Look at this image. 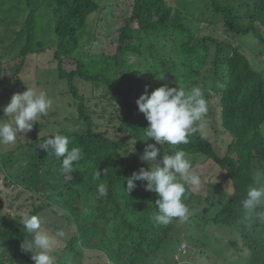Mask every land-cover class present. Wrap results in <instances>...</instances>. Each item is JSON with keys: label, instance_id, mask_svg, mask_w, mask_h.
<instances>
[{"label": "trees", "instance_id": "1", "mask_svg": "<svg viewBox=\"0 0 264 264\" xmlns=\"http://www.w3.org/2000/svg\"><path fill=\"white\" fill-rule=\"evenodd\" d=\"M50 1L56 24L54 49L60 76L69 81L72 95L80 100L79 119L88 124L91 132L70 135L73 142L70 147H82L84 159L74 167L68 181L60 182L65 187L55 196L52 192L45 197L39 188L44 176L42 163L45 164L49 156L43 149L35 151V148L44 139L21 146L18 150H25L16 159L0 156L3 164H0V264H34L32 254L21 249L26 233L10 220L11 214L5 210V190L11 185L44 197L32 209L33 215L41 216L48 210L57 214V207L64 208L68 220L73 217L76 221L85 248L103 252V255L89 252L84 256L92 258L94 264H108L107 258L114 264H155L152 257L164 249L166 242H172L175 247L181 243L182 235L168 240L178 220L167 226L152 221L158 197L145 190V181H135L136 187L129 194L125 190V179L141 167L149 166L141 160L146 143H155L152 139L140 140L143 129L149 124L136 100L145 92V86L150 94L164 84L185 89L209 87L212 91L204 89L203 92L211 112L213 92L217 91L222 128L230 139L228 152L220 156L207 135L216 126L207 113L203 124L207 126L206 131L200 130L198 124L189 143L163 145L165 152L184 150L196 171L207 163L211 173L219 166L218 170L225 172L232 183L234 194L226 203L222 201L225 195L220 185L214 192L203 183L198 190L191 186L194 196L188 193L185 199L190 209L187 221L193 223L190 240L192 231L199 223H204L203 220L244 226L245 230L251 224L259 226L264 264V222L245 220L240 204L254 182V173L264 169V0H240L248 7L225 3L230 0H211L213 15L223 22L229 34L235 38L252 35L262 44L257 60L246 55V46L240 41L239 46H235L214 37H197L181 20V12L188 11L187 7L181 11L168 0H133V17L116 36L108 38L111 42L108 48L114 52L110 54L107 49H101L100 39L97 41L87 26L89 16L100 11L95 0ZM43 2L18 0L14 7L22 11L25 3L28 9L16 33L17 41L24 44L19 53L20 63L28 56L46 52L45 46L36 40L40 30L36 17ZM248 9H251L252 20L242 25L239 18H243ZM11 10L13 8L8 12ZM11 20L7 21L10 25ZM10 40V36L6 37V41ZM11 62L6 57L0 58V94L9 81L6 67ZM138 62L151 66L132 69ZM16 71L10 81L20 84ZM92 103L95 107L89 108ZM100 124L105 126L103 132L93 130ZM135 142L136 152L128 154ZM99 170L101 179H94ZM201 178L205 179V175ZM101 182L108 185L109 193L97 199V185ZM49 188L54 190L53 181ZM140 223L142 226L138 229ZM77 241L73 240L69 249L82 257L84 253L78 250Z\"/></svg>", "mask_w": 264, "mask_h": 264}, {"label": "clouds", "instance_id": "2", "mask_svg": "<svg viewBox=\"0 0 264 264\" xmlns=\"http://www.w3.org/2000/svg\"><path fill=\"white\" fill-rule=\"evenodd\" d=\"M206 3L207 5L202 8L201 15H203V11L205 14L206 7L209 12H212V14H214L213 7L211 5L213 1L206 0ZM225 3L235 5L236 7H248V4H241L240 0H230L228 2L225 1ZM253 4H255V1H253ZM42 10L43 6L41 11L39 12H42ZM190 10L191 9H188L187 12H190ZM250 10L251 9L244 11L243 18H239L240 24L244 25L252 20L250 16ZM99 12V14L93 15H96V17L99 18L102 12H104L102 7H100ZM128 12L130 13V16L125 19V23L121 26L120 31L133 17V0H131ZM183 12H181V16ZM91 16L92 14L89 17ZM212 17L214 26H217L219 23L223 24V22L217 20V17L215 15H213ZM181 20L184 25L192 30L190 24L185 23L182 17ZM94 21V19L91 21V28L94 27ZM87 23L89 22L87 21ZM223 27L227 32L228 30L225 28L224 24ZM193 32L197 37H207L199 36L196 30H194ZM229 35L232 40L238 39V41H240L245 46L248 44L247 38L253 37L252 35H250L244 36L242 38H235L231 34ZM219 40L232 44L229 40ZM260 46L262 49L261 43ZM152 49L153 46L152 48H150V51ZM42 56L43 55H37L36 57ZM55 56L56 51L54 53V61L53 59L51 61L57 67L59 72V66L56 62ZM18 62L19 61H17V63ZM30 63H33V61L27 62V64ZM15 71L19 76L21 71L19 66L17 67V69H15ZM59 78L62 81H67L69 83L68 80H64L61 78L60 72ZM10 82L15 84L13 86L14 89L8 91L7 96H11V100L3 109L4 116L0 118V145L6 146L15 145L19 137L31 131L35 123H40L41 117L46 118L53 105V99L48 95L46 91L26 87L25 91H23L22 93H18L19 87L23 90L24 88L21 87L20 84H17L15 80L7 82L6 87ZM69 89L70 92L67 93V96L72 95L70 83ZM204 89L211 90L209 89V87L206 88L204 86H193L190 89H185L180 85L179 88H176L169 87L167 84H164L160 87H157L149 94L148 86H145V92L141 94L136 100L139 111L144 114L149 124L146 129H143V137L140 140L147 142L148 139H152L155 141V143H146L144 154L141 156V160L148 162L149 166L147 168L141 167L138 172H133L131 177L126 178L125 183L127 185V188L125 190L129 194L136 187V184L134 183L135 181H145V190L154 192L158 197L155 200L156 207H154L151 215L152 221L159 225L167 226L173 223L174 220H178V223L176 227H174V230L170 233V237L168 240L171 239V236L174 237L175 235L179 237L182 235L183 237V239L180 237L181 243H179L176 247L172 242H166V245L162 250L163 252L160 251L155 257H152V261H154L155 264H165V262L162 260V257H164V259L170 264H182L184 261L189 262V264H204L203 261H205V257L214 260L221 259L224 261L228 259V257L225 255V253L228 252V249H223L222 252L216 251V246L214 245L212 238L209 237L205 232V227L213 224L214 221L203 220L204 223H199L200 226L195 227V230L192 231L193 234L192 240H190V245L186 243L187 234H190L193 223L187 221L190 215V209L188 207L189 203H185V199L188 193H191V197L194 196L192 187L198 190L201 187L202 183L205 187L207 186V188L209 190H212L213 192L214 189L218 185H220L225 195L222 201L224 203L228 202L232 197V194L234 193L232 183L230 182L229 178H227V174L223 171H219L218 169H220V167L218 166V169L214 167L212 173L207 171V173L205 174V179L202 180L201 175L203 174L200 172V170L196 171L194 169L190 158L184 150L178 149L172 152H165L163 150V145L166 144L175 146L179 144L189 143V137L193 132L197 130L196 126L198 124L200 130L206 131L207 126H203V124L204 117H206L207 113L209 118L213 119V117H217V123L220 132V127L222 128V114H220L219 112V102L218 98H216L218 93L217 91L213 92L214 99L211 102L213 104L211 112L208 111V102L204 96ZM4 90L2 91V93L4 92ZM58 95L63 97V94ZM72 98L74 99L73 108L77 110L78 114L77 118L72 116L70 121L72 122L74 120L75 131L70 134H62L59 132L50 134L46 139H44L41 144H39V147L47 153V156H53L60 161V170L65 175H71V173H73L74 167L84 159V152L82 147H70V145L73 143L70 135H81L82 133L89 134L91 132L88 124L85 121L79 119L80 114L78 110V104L80 103V100L73 95ZM78 124L83 128H78ZM85 125L87 126V128H84ZM101 125L102 124L98 125V127H93V130L103 132L105 126L101 127ZM50 136L51 138H49ZM209 139H211V137H209ZM136 142L133 145V150L129 151L128 154H134L136 152ZM157 145H159L160 147H157ZM22 151L24 150H18L16 151V153L20 154ZM218 154L220 153L218 152ZM220 156L223 157L225 155L220 154ZM45 167V164L42 163V168L45 169ZM106 171L107 168L103 169V175L106 174ZM6 172L8 171L6 170ZM101 174V170L97 171L95 173L94 179L100 180ZM52 175L54 174L52 173ZM68 180L69 176L66 181ZM1 182L3 183V179H1ZM120 182L122 181H118V183ZM211 184H214V186L209 188ZM63 187L65 186H62V189ZM188 187H190L191 192L187 193ZM14 188L18 189L14 185H11L7 190H12ZM42 193V195L45 197L47 196V194H50L48 192L46 193V191L44 190ZM60 193L62 192H57V194ZM108 193L109 187L106 183L101 182L97 185V199L107 197ZM57 194L53 192L52 196H55ZM43 198L44 197L37 198L33 195V200L35 202L33 203L32 207L34 208V206L39 202V199L43 200ZM17 200H19V196H15L12 199V202L15 203ZM240 204L245 212V220L251 221L252 219H254V223H256L257 220L261 219L260 221L264 222V169H259L254 173V182L248 187L246 196L240 201ZM32 209L28 210L24 215H21L20 211L18 212V214H14L10 211L9 212L11 214L10 218L14 217L15 220H17L16 224L20 227L23 233H26L24 239L21 242V249L24 252L32 254L31 259L34 264H94L92 258L84 256H87L89 252L103 255L102 251L86 249L87 247L80 241V238L82 236H80L78 233V225L74 218L72 217L71 221H69L66 217V210L64 208L57 207V214H60L63 211V214L61 215L67 220V225L69 226L75 224L77 229V232H75L72 235L71 239L67 241V246L63 251V256H60L59 251L56 250L57 241L52 235L46 232L45 229H42L44 218L41 217L44 213L41 216L33 215ZM216 225L223 227H236L237 232H239L240 227L238 225ZM49 226L54 231L49 232L53 233L57 237H59L64 231V227L59 223H53ZM141 226L142 223L138 225V229H140ZM251 227L254 241L259 246L260 255L256 253V251H258L257 248V250L252 253L250 262H260L262 261L261 255L263 254V249L261 247L263 244L261 242L262 231H258L259 226H253L251 224L249 225V229L245 230V232L251 230ZM243 235L244 238L248 241L252 240V236H245V234ZM75 239H78V250L84 253L82 257L80 255H75V253L70 251L69 249L74 243L73 240ZM198 245L199 254L201 256L194 259L193 262L188 261V258L193 251L192 247ZM232 245L238 247V242L234 241L232 242ZM209 251H212V253L209 254ZM244 253L246 252L244 251ZM170 256H172L173 258ZM78 260L81 261L79 262ZM148 260L150 259L148 258ZM175 261H177L178 263H176ZM107 262H110L108 258Z\"/></svg>", "mask_w": 264, "mask_h": 264}, {"label": "rangeland", "instance_id": "3", "mask_svg": "<svg viewBox=\"0 0 264 264\" xmlns=\"http://www.w3.org/2000/svg\"><path fill=\"white\" fill-rule=\"evenodd\" d=\"M17 1L18 0H0V58L6 57L7 61L9 62L20 60L19 53L22 49V46L24 45L17 41L16 33L21 29V25H23L28 9H25L26 5L23 3V10L20 11L21 8H19L17 11V9L14 8L17 5ZM42 1H44V6L42 12H39L40 14L37 16L40 30L38 31V34H36V40L38 43H41L43 46H45L44 51L46 52L42 57L30 58L31 56H28L26 61L22 63L11 62L9 66L6 67V73L9 74L10 81L12 73L19 66L21 71L17 77V81L20 83V86L24 88V90L19 87L18 93L25 91L26 87L44 90L53 99V105L46 118L41 117L40 123H35L31 131L19 137L15 145H0V156H13L16 159L20 155L16 153V151L23 145L33 143L39 139H46L50 134L53 133L59 132L62 134H70L75 131L74 120L72 122L70 121L72 116L77 118L78 114L77 110L73 108L74 99L72 98V95L67 96V93L70 92L69 83L67 81H62L59 78L58 69L51 61L52 59L54 61V46L57 40L55 34L56 24L54 23L52 2L50 0ZM95 2L99 7H102L104 12H102L99 18L92 14V16L89 17L90 19H88L89 23H87V26L91 28V21L93 19L95 20L94 27H92L90 30L96 35L97 41L100 39L101 49H107V53L114 54L113 50L108 48V44L111 43L108 38L111 39L112 37L116 36L118 31H120L121 26L125 23V19L130 16L128 11L131 0H95ZM168 3L175 8H179L181 11H183L186 7L187 9H191L190 12H183L181 17L185 23L190 24V27L193 31L196 30L199 36L216 37L221 40H229L233 45L239 46L238 39L232 40L230 35L224 29L223 24L219 23L217 26L213 25V14L207 10V7L205 8V14L203 11V15H201L202 8L207 5L206 0H168ZM9 8H13V10L8 12ZM99 13L100 12L94 14ZM8 20H11V25L7 22ZM13 22L15 25L12 24ZM6 30H8V33L5 34L4 32ZM9 36L11 40L6 41V37ZM247 41L248 44L245 48L246 55L251 59L256 57L257 60V55L262 53L260 51L262 49L259 41L254 37L247 38ZM30 60H32L33 63L27 64V62H30ZM145 66L148 67L151 66V64L148 63L146 65L145 62L142 64L138 62L137 65L132 69L138 70ZM14 85V83H8L4 92L0 95V118L4 116L3 109L11 100V96H7L8 91L14 89ZM58 94H63V97L59 96ZM94 107L95 103L89 105V108ZM99 110H101V107L98 108V111ZM212 121H214L216 126L209 130L207 135L211 137L217 152H219L221 155H225L228 152V143L230 142V139H227V135L221 127L219 132L216 116L213 117ZM78 128L83 127L79 125ZM84 128H87V126L85 125ZM49 138H51V136ZM225 140H227V142H224ZM38 150H41V148L36 146L35 151ZM0 164L3 166L2 160H0ZM45 166V169H43L44 176L42 178V182L39 185L40 190H44L46 193H57L61 191L63 183L60 182L63 179L66 181L69 175H65L61 172L60 161L53 156H49L47 158ZM199 170L203 175H205L209 170V164L207 163L202 167H199ZM52 173L54 175H52ZM52 181L54 190H50L49 188L52 186ZM213 186L214 184H211L209 188ZM5 191L4 206L7 208H5L6 211L13 212L14 214H18L20 211V214L24 215L28 210L33 208L32 205L35 201L33 200V194L31 192H26L23 189L15 188ZM188 192H190V187H188L187 193ZM15 196H19V200L14 203L12 202V199ZM34 196L40 198L38 195ZM61 214H63V211L60 214H56L53 211L48 210L42 215L41 218H44L42 229H45L46 232L54 237V239L57 241L56 250L59 251L60 256H63V251L67 246V241L71 239L75 232H77V229L75 224L68 226L66 223L67 220L63 218ZM10 220L13 223H17V220H15L14 217H11ZM53 223H59L64 227V231L60 236L58 235L59 237L49 232H54L49 226ZM205 232L209 237L212 238L213 243L216 246V251L222 252L223 249H228V252L225 253L228 259L224 261L221 259L214 260L205 257V261H203L204 264H263L262 261L250 262L251 255L257 250V248L258 251H256V253L260 255L259 246L254 241L252 227L251 230L245 232V227L240 226L239 232H237L236 227H223L213 223L208 227H205ZM243 234H245V236H252V240L248 241L244 238ZM234 241L238 242V247L232 245V242ZM186 243L190 245L189 234H187ZM192 249V254L188 258V261L190 262H193L194 259L201 256L199 254V245L193 246ZM244 251L246 253H244ZM211 253L212 251H209V254ZM162 260L165 262V264H170L164 259V257H162ZM78 261L80 262L81 260ZM175 262L178 263L177 261ZM185 263L189 264V262L185 261L182 264ZM108 264L114 263L110 261Z\"/></svg>", "mask_w": 264, "mask_h": 264}]
</instances>
